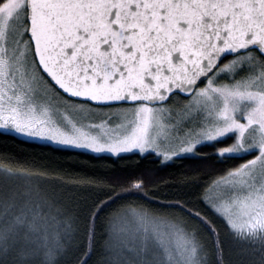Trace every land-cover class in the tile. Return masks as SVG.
Segmentation results:
<instances>
[{
    "label": "snow or ice",
    "instance_id": "1",
    "mask_svg": "<svg viewBox=\"0 0 264 264\" xmlns=\"http://www.w3.org/2000/svg\"><path fill=\"white\" fill-rule=\"evenodd\" d=\"M0 130L234 162L200 209L135 172L66 199L0 159V264H264V0H0Z\"/></svg>",
    "mask_w": 264,
    "mask_h": 264
},
{
    "label": "trees",
    "instance_id": "2",
    "mask_svg": "<svg viewBox=\"0 0 264 264\" xmlns=\"http://www.w3.org/2000/svg\"><path fill=\"white\" fill-rule=\"evenodd\" d=\"M213 151L212 147H207L202 151L200 159L181 158L164 165L154 156L146 157L137 153L119 157L92 155L0 132V159L18 163L33 173L46 174V178L51 182L50 186L57 192L62 191L66 199L73 194L77 198L87 195L74 187L76 181L90 178L100 180L106 185L114 177L135 172L147 178L148 191L154 194L155 199L161 202L179 199L189 202L190 206L203 209L204 205L199 199L206 187V181H210L221 169L234 163L233 161H228L227 164L217 163L211 157ZM106 214L102 215V221ZM97 241L102 242L99 231ZM98 259L99 251L93 256L90 264H97Z\"/></svg>",
    "mask_w": 264,
    "mask_h": 264
},
{
    "label": "rangeland",
    "instance_id": "3",
    "mask_svg": "<svg viewBox=\"0 0 264 264\" xmlns=\"http://www.w3.org/2000/svg\"><path fill=\"white\" fill-rule=\"evenodd\" d=\"M0 132H3V131L0 130ZM13 135H15V136H17V137H19L21 139H24V140H28V141H32V142H36V143H40V144H47V145H51V146H54V147H57V148L77 150V151L86 152V153H89V154H92V155H107V156H111V157H117V156H115V155H113L111 153H108V152L95 153V152H92L90 150L68 147V146L57 144L55 142L48 141V140L34 139V138L26 137V136H18V135L14 134V133H13ZM132 153H137L139 155H144V154H140L138 152H131V153H122L120 156L132 154Z\"/></svg>",
    "mask_w": 264,
    "mask_h": 264
}]
</instances>
